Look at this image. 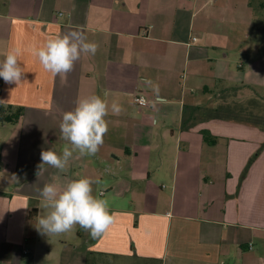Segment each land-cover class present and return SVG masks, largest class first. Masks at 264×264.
Here are the masks:
<instances>
[{"label":"crops","instance_id":"0c3cea01","mask_svg":"<svg viewBox=\"0 0 264 264\" xmlns=\"http://www.w3.org/2000/svg\"><path fill=\"white\" fill-rule=\"evenodd\" d=\"M257 16L253 0H0V60L20 48L26 72L19 85L0 78L12 119L0 120V264H264V129L232 119L182 129L185 106L217 107L234 87L264 115ZM73 30L98 50L53 77L32 49ZM91 95L123 109L109 107L103 145L37 177L41 151L66 143L62 114ZM80 177L99 180L115 223L95 239L79 226L42 235L40 190Z\"/></svg>","mask_w":264,"mask_h":264},{"label":"clouds","instance_id":"9594fccd","mask_svg":"<svg viewBox=\"0 0 264 264\" xmlns=\"http://www.w3.org/2000/svg\"><path fill=\"white\" fill-rule=\"evenodd\" d=\"M97 50L98 45L89 42L83 32L73 30L47 39L33 48L31 54L45 72L55 77L66 76L81 55L94 56ZM21 57L20 48H10L0 60V78L6 84L22 83L26 72ZM109 107L113 115L123 111L118 102L113 101L109 106L99 95L80 98L73 109L65 111L59 127L60 139L66 143L59 152L52 149L41 151L37 177L44 173L45 165L59 173H67L74 153L80 157L96 155L108 132L105 117L109 114ZM98 183L99 180L80 177L68 179L63 185L55 181L45 184L40 190L41 207L45 213L37 217V230L49 237L70 232L79 226L94 239L105 234L115 223V214L110 212L102 193L94 195L93 185Z\"/></svg>","mask_w":264,"mask_h":264},{"label":"trees","instance_id":"16d2710c","mask_svg":"<svg viewBox=\"0 0 264 264\" xmlns=\"http://www.w3.org/2000/svg\"><path fill=\"white\" fill-rule=\"evenodd\" d=\"M239 90V87H234L223 91L219 96L222 100V103L214 108H208L205 106H185L182 120V129H190L195 126L197 122L209 119H232L254 124L264 129V115L255 113V110L260 109L259 106H261L257 99L252 98L246 101L245 105L231 104L227 101V93H236ZM4 113L5 110L1 107L0 120L12 121L11 118L4 119ZM203 134L206 142L210 144L215 142V140L211 138L207 131H204ZM35 215L36 212L34 211L30 214V217H34Z\"/></svg>","mask_w":264,"mask_h":264},{"label":"rangeland","instance_id":"374dc122","mask_svg":"<svg viewBox=\"0 0 264 264\" xmlns=\"http://www.w3.org/2000/svg\"><path fill=\"white\" fill-rule=\"evenodd\" d=\"M254 2V5L256 7V10H257V23H256V28H259V35L263 36V39H264V0H253ZM229 94V96H228ZM233 96V97H232ZM227 101L230 102L231 104H237V105H242V104H246L245 102L247 100H245V98L243 96H239L238 95V92L236 93H227ZM243 100V101H242ZM243 105V106H244ZM257 112V110H255V113ZM258 114V113H256ZM102 263L101 264H145V263H142L141 261H138V262H130V260H121L120 262L118 261H111V260H101ZM66 262V261H65ZM90 264H94V263H90Z\"/></svg>","mask_w":264,"mask_h":264},{"label":"built area","instance_id":"2783aa9c","mask_svg":"<svg viewBox=\"0 0 264 264\" xmlns=\"http://www.w3.org/2000/svg\"><path fill=\"white\" fill-rule=\"evenodd\" d=\"M209 1H217V0H209ZM195 40L196 39H194V41ZM134 103L136 106L142 107V108L148 107L151 104L148 96L142 92H138L137 94H135ZM23 253L25 256H29L31 252L29 250H24Z\"/></svg>","mask_w":264,"mask_h":264}]
</instances>
